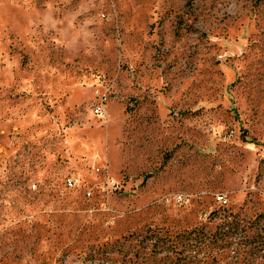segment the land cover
<instances>
[{
    "label": "rangeland",
    "instance_id": "1",
    "mask_svg": "<svg viewBox=\"0 0 264 264\" xmlns=\"http://www.w3.org/2000/svg\"><path fill=\"white\" fill-rule=\"evenodd\" d=\"M0 264H264V0H0Z\"/></svg>",
    "mask_w": 264,
    "mask_h": 264
},
{
    "label": "trees",
    "instance_id": "2",
    "mask_svg": "<svg viewBox=\"0 0 264 264\" xmlns=\"http://www.w3.org/2000/svg\"><path fill=\"white\" fill-rule=\"evenodd\" d=\"M233 225H235L234 222L225 224V226L221 227L220 231L216 232L212 237L207 236L204 233L193 232L189 235L178 236L175 240L168 236H159L151 231H147L145 237H130L129 240L125 241V244L133 240L138 242L139 247H143L141 251H136V254L134 255L136 258H145L146 255H148L145 252L148 248L151 252L149 256L152 257L161 254L178 256L183 252L182 250L185 248L184 245H186L187 248H191L194 244L196 246L206 244L214 246L219 242H223L226 237L238 235L237 231L232 230V228L235 229ZM138 240H140V242ZM179 259L183 260L184 258H177V260Z\"/></svg>",
    "mask_w": 264,
    "mask_h": 264
},
{
    "label": "built area",
    "instance_id": "3",
    "mask_svg": "<svg viewBox=\"0 0 264 264\" xmlns=\"http://www.w3.org/2000/svg\"><path fill=\"white\" fill-rule=\"evenodd\" d=\"M69 186L72 187V183L71 182H69ZM177 201H181V198H177ZM217 202L222 204V205L223 204H227V202L224 200L223 197L222 198L221 197L217 198Z\"/></svg>",
    "mask_w": 264,
    "mask_h": 264
}]
</instances>
